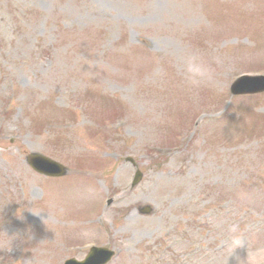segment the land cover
I'll return each mask as SVG.
<instances>
[{
  "label": "rangeland",
  "instance_id": "obj_1",
  "mask_svg": "<svg viewBox=\"0 0 264 264\" xmlns=\"http://www.w3.org/2000/svg\"><path fill=\"white\" fill-rule=\"evenodd\" d=\"M191 50L221 57L219 89L185 83ZM241 72L264 73V0H0V264H59L88 242L116 250L108 264L264 247V94L230 96ZM30 151L67 174L33 173ZM232 225L245 248L230 256Z\"/></svg>",
  "mask_w": 264,
  "mask_h": 264
},
{
  "label": "clouds",
  "instance_id": "obj_2",
  "mask_svg": "<svg viewBox=\"0 0 264 264\" xmlns=\"http://www.w3.org/2000/svg\"><path fill=\"white\" fill-rule=\"evenodd\" d=\"M222 63L219 55L206 56L198 50H191L180 56L177 71L183 77L185 83L193 89L201 86H212L219 89L216 80V69ZM232 233L227 251L230 256L237 249L245 248V237L240 233L238 225H232L229 229ZM12 249L9 246V251ZM227 264V261L225 262ZM237 264H264V247L246 251L245 257L238 258Z\"/></svg>",
  "mask_w": 264,
  "mask_h": 264
},
{
  "label": "water",
  "instance_id": "obj_3",
  "mask_svg": "<svg viewBox=\"0 0 264 264\" xmlns=\"http://www.w3.org/2000/svg\"><path fill=\"white\" fill-rule=\"evenodd\" d=\"M231 89L233 90V87ZM263 90H264V84L262 86H260L259 88L253 89L252 91L258 92V91H263ZM25 160L33 169H35L37 171L45 173V172H48L50 169L52 172H48V173H54L57 175L63 173V170L61 167H59L56 164L49 162L45 158H43V157H41L35 153H31L28 156H26ZM137 176H138V174H137Z\"/></svg>",
  "mask_w": 264,
  "mask_h": 264
}]
</instances>
